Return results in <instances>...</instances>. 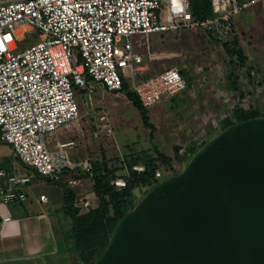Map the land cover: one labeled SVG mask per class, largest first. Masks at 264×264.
Here are the masks:
<instances>
[{
	"label": "built area",
	"instance_id": "built-area-1",
	"mask_svg": "<svg viewBox=\"0 0 264 264\" xmlns=\"http://www.w3.org/2000/svg\"><path fill=\"white\" fill-rule=\"evenodd\" d=\"M191 1L0 0V141L37 176L57 184L68 174L66 187H82L83 178L92 177L90 163L70 160L71 143L56 142L50 149L48 142L58 130L78 121L80 95L91 100L98 86L119 93L125 80L142 106L150 109L188 88L176 67L141 78L144 43L133 38L202 30L223 45L235 35V17L258 3L209 0L212 16L196 18ZM253 110L264 115V103ZM124 176H129L126 166L114 181L117 187L125 186ZM155 176L160 182L173 177L161 171ZM3 177L8 187L0 190V201L24 203L30 177L0 171ZM47 200L46 195L38 198L40 203ZM76 207L86 211L91 206L80 199Z\"/></svg>",
	"mask_w": 264,
	"mask_h": 264
},
{
	"label": "rangeland",
	"instance_id": "rangeland-1",
	"mask_svg": "<svg viewBox=\"0 0 264 264\" xmlns=\"http://www.w3.org/2000/svg\"><path fill=\"white\" fill-rule=\"evenodd\" d=\"M257 4L252 14L241 19L240 28L235 24L234 40L244 54L243 63L234 58L232 62L225 47L202 30L134 37V41L144 43L140 53L147 66L146 75L176 67L186 76L187 90L149 109L155 129L152 135L142 126L137 110L124 93H108L98 86L91 100L80 95L79 119L67 126L72 147L68 150L70 160L75 164L87 161L91 167L106 163L119 168L125 167L124 163L130 159L154 155L153 149H157L172 159L174 169L180 172L189 148L208 140L231 118L232 75L239 86L235 97L239 109L249 112L264 103V0H258ZM123 173L124 168L116 176ZM87 179L90 186L92 180ZM87 198L95 199L91 194Z\"/></svg>",
	"mask_w": 264,
	"mask_h": 264
},
{
	"label": "water",
	"instance_id": "water-1",
	"mask_svg": "<svg viewBox=\"0 0 264 264\" xmlns=\"http://www.w3.org/2000/svg\"><path fill=\"white\" fill-rule=\"evenodd\" d=\"M95 264H264V117L224 129L147 191Z\"/></svg>",
	"mask_w": 264,
	"mask_h": 264
},
{
	"label": "trees",
	"instance_id": "trees-1",
	"mask_svg": "<svg viewBox=\"0 0 264 264\" xmlns=\"http://www.w3.org/2000/svg\"><path fill=\"white\" fill-rule=\"evenodd\" d=\"M191 11L194 17L208 18L212 16L209 0H192ZM237 46V42L233 39L223 44L226 49L227 56L233 62L235 60L243 63L245 61L242 50ZM232 47V48H231ZM184 77V73L179 70ZM239 86L236 80L230 78L229 92L232 99L230 109V117L221 125L219 131L215 130L208 140L200 143L198 146L189 148L191 157L209 140L218 136L224 129L252 118L264 117L258 111H243L239 109L235 102L236 93ZM126 99L137 110L142 126L150 130V135L154 132V127L150 122L149 109L142 106L139 99L133 91L130 90L128 83L124 80L121 88ZM214 130V128H212ZM213 132V131H212ZM211 133V132H209ZM154 155L144 158H134L126 161L124 164L128 168L129 176H124L125 186L117 187L115 185L116 173L123 171V166L111 168L106 163L92 167V191L96 199V206L86 211H81L75 205V195L69 189L64 192V211L71 220L70 238L73 242V252L76 254L82 264H95L96 260L103 254L109 240L118 226L122 218L131 212L142 197L152 187L160 181L156 178V171L164 174L172 173L177 176V172L172 165V159L163 155L157 149H153ZM178 148H175L174 155L178 160ZM185 165L189 159H182ZM142 166V171H135L134 167ZM184 169V168H183ZM89 178L88 176H86ZM142 195L139 198V195Z\"/></svg>",
	"mask_w": 264,
	"mask_h": 264
},
{
	"label": "crops",
	"instance_id": "crops-1",
	"mask_svg": "<svg viewBox=\"0 0 264 264\" xmlns=\"http://www.w3.org/2000/svg\"><path fill=\"white\" fill-rule=\"evenodd\" d=\"M257 6L258 4L236 16V26L240 28L241 19L252 14ZM235 37L236 34L233 38ZM143 69L141 78L153 76L146 75V65ZM67 130V127H63L48 138L50 149L55 148L56 142L70 143ZM71 149L72 147L68 150ZM0 171L26 175L31 179L25 188L27 200L24 203L4 205L0 201V264H82L73 252V242L70 238L71 220L63 207L65 189L75 195V205L82 199L89 201L90 208L96 206V199L91 201L87 198L88 194L94 195L91 182L89 181L90 186L87 185V177L83 178L82 187L72 189L65 185L68 174H65L59 183H51L37 176L19 160L9 145L1 141ZM7 187L6 178H0V190ZM40 195H46V203L38 201ZM6 218L9 219L4 222L3 219Z\"/></svg>",
	"mask_w": 264,
	"mask_h": 264
}]
</instances>
